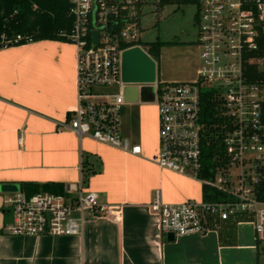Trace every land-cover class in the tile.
<instances>
[{"label": "built area", "instance_id": "2783aa9c", "mask_svg": "<svg viewBox=\"0 0 264 264\" xmlns=\"http://www.w3.org/2000/svg\"><path fill=\"white\" fill-rule=\"evenodd\" d=\"M68 1L72 24L68 32L61 33L76 46L77 103L63 126L79 137L140 155L141 145L122 132L121 108L127 102L123 94L126 85L143 87L156 106L159 123L158 150L150 160L231 196L227 201L185 199L166 203L155 190L149 206L158 216L161 230L174 235L205 232L216 226L209 225V217L225 220L246 213L256 240L264 242V201L254 196V170L264 156V94L245 73L246 63L254 60L249 55L264 34V0H199L195 12L200 48L196 77L163 81L156 76L152 82L129 84L121 79V54L135 46L146 52L139 37L140 21L159 9L160 0ZM14 13L3 18L0 9V47L31 41L11 29L9 21ZM206 88L218 94L230 121L224 133L226 168L211 178L200 175V95ZM82 189L80 179L74 187L65 186L63 193L10 191L3 197L9 216L4 232L27 236L80 234L84 208L120 219L118 207L100 204L96 192Z\"/></svg>", "mask_w": 264, "mask_h": 264}, {"label": "crops", "instance_id": "0c3cea01", "mask_svg": "<svg viewBox=\"0 0 264 264\" xmlns=\"http://www.w3.org/2000/svg\"><path fill=\"white\" fill-rule=\"evenodd\" d=\"M194 54L189 71L172 73L168 80L159 78L154 59L157 78H195L197 48ZM135 98V91L127 95L131 101L121 108V127L141 145L140 155L63 126L77 103L75 44L40 39L0 47V186L18 190L21 182H54L74 187L83 168L91 166L94 172L82 192H96L98 203L121 212L116 221L84 208L76 235H10L3 229V197L10 191L0 190V264H264V242L256 240L251 217L216 220L205 232L173 237L161 230L149 206L154 191L166 203L200 201L202 184L150 160L158 150L157 110L148 92ZM146 103H152L151 115Z\"/></svg>", "mask_w": 264, "mask_h": 264}, {"label": "trees", "instance_id": "16d2710c", "mask_svg": "<svg viewBox=\"0 0 264 264\" xmlns=\"http://www.w3.org/2000/svg\"><path fill=\"white\" fill-rule=\"evenodd\" d=\"M198 3L199 0H160L158 7L160 9L166 4H193L197 8ZM69 5L68 0H0V9L3 11L1 17L4 18L15 11L13 18L9 21L11 29L15 33L29 36L31 41L40 39L68 41L61 32H68L72 24V18L68 13ZM196 19L195 13L194 20L196 21ZM23 43L26 42L20 41L15 45ZM168 43L176 42L156 39L144 43L145 50L153 59L157 60L162 46ZM249 56L254 57V60L246 63L245 73L247 79L258 83L264 94V61H256V58L264 60V34L259 38L258 48L251 52ZM199 120L202 124L200 141L202 168L200 175L211 178L217 172L226 168L228 159L224 145V133L230 127V121L224 113L221 99L212 88L201 91ZM262 123L264 126V117ZM262 144L264 146V128L262 130ZM84 168L80 178L82 185L88 182L90 174L94 172V168L91 166H85ZM254 173L257 178L254 183V196L258 200L264 201V156L259 161ZM19 188L28 195L39 191L64 192V186L61 183L54 182H21ZM229 199H231V196L226 192L210 186H202V200L204 201H227ZM4 213L5 221H7L8 210L4 209ZM231 217L222 221L228 222L234 219L233 217L239 219L249 218L250 216L246 213H239ZM213 223H216V218L209 217V225L212 226Z\"/></svg>", "mask_w": 264, "mask_h": 264}, {"label": "rangeland", "instance_id": "374dc122", "mask_svg": "<svg viewBox=\"0 0 264 264\" xmlns=\"http://www.w3.org/2000/svg\"><path fill=\"white\" fill-rule=\"evenodd\" d=\"M195 12L196 7L193 4H166L158 11L145 14L141 19L140 26L142 30L140 31L139 37L144 49H146L144 43L156 39L166 42L175 41L178 43L173 45L168 43L161 49L160 56L157 59V73L160 79L168 80L169 77L167 76L180 70L189 71V65L193 61L196 48L199 53L200 48L197 43L195 44ZM100 89L105 91L117 90L115 87H109L107 89L101 87ZM144 105L151 107L146 111L147 115H151L152 103H146Z\"/></svg>", "mask_w": 264, "mask_h": 264}, {"label": "water", "instance_id": "95a60500", "mask_svg": "<svg viewBox=\"0 0 264 264\" xmlns=\"http://www.w3.org/2000/svg\"><path fill=\"white\" fill-rule=\"evenodd\" d=\"M156 77V63L143 49L138 46L125 49L121 54V79L125 83H146L152 82ZM143 87L138 88L136 85H126L123 89L124 98L126 101L127 95L132 91L136 92V98L143 93ZM136 98L132 101H135ZM0 190L15 191V185H2ZM169 236L174 234L169 232Z\"/></svg>", "mask_w": 264, "mask_h": 264}]
</instances>
